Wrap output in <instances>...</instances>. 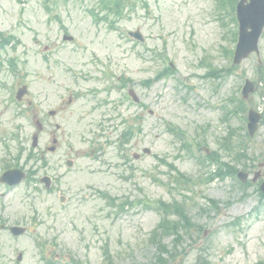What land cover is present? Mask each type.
<instances>
[{
	"label": "rangeland",
	"instance_id": "rangeland-1",
	"mask_svg": "<svg viewBox=\"0 0 264 264\" xmlns=\"http://www.w3.org/2000/svg\"><path fill=\"white\" fill-rule=\"evenodd\" d=\"M135 1L112 27L90 14L98 5L96 0H56L52 14L43 0H0V33L14 34L20 40L15 50L9 47L2 54L0 175L14 164L20 145L31 146L36 132L48 161L47 167L40 161L27 162L26 168L40 166L36 180L10 188L0 183V264H46L44 256L52 253L57 255L54 264H70L71 257L84 264H105L102 250L106 246L115 264H158L156 248L148 238L161 216L142 200L172 201L175 197L188 205L195 223L190 226L191 241L197 239L194 245L206 249L211 264H260L264 259V197L259 192L264 168L263 177L254 183L249 180L247 186L232 176L205 181L210 168L181 150L166 125H178L195 142L202 139L203 152L218 150V140L226 135L229 124H243V118L237 117L223 122V106L230 103V97L241 96L245 79L257 80L259 61L264 65V34L259 56L250 55L226 77L205 78L210 66L200 65L202 61L212 68L232 64V57L223 54L224 48L235 47L230 15L216 8V0ZM136 29L145 35V44L128 35ZM66 33L74 40L65 42ZM7 56H14L17 73L8 68ZM171 63L175 70L169 77L148 88L142 85ZM107 70L116 86L120 76H130L148 110L130 104L124 97L126 89L92 96L88 90L108 84ZM22 83L30 87V93L18 103L14 96ZM77 91L85 95L68 104V97ZM103 100L107 102L101 104ZM247 103L263 108L257 93ZM50 110L57 115L50 116ZM139 114L143 115L142 131L126 146L128 162L123 161L116 143L105 145L101 157H91L93 137L100 133L98 123L105 115L116 116L106 124L107 133L116 141L118 131L113 126L123 117ZM36 118L43 121V131L38 130ZM58 123L59 130L55 128ZM54 136L59 144L54 152L47 151ZM97 139L101 144L105 141ZM253 145L257 157L247 162L250 178L264 161V124ZM145 147L152 149L150 155L131 158ZM162 157L196 179L195 184L170 190L166 184L170 170L158 160ZM68 158L73 160L71 167ZM42 175L54 178L50 191L41 184ZM61 194L68 198L64 203ZM210 199L219 203L217 209ZM259 204L260 212H256ZM17 224L27 232L15 237L8 227ZM37 241L47 246L40 247ZM197 257V251L190 252L184 264H195Z\"/></svg>",
	"mask_w": 264,
	"mask_h": 264
},
{
	"label": "water",
	"instance_id": "water-1",
	"mask_svg": "<svg viewBox=\"0 0 264 264\" xmlns=\"http://www.w3.org/2000/svg\"><path fill=\"white\" fill-rule=\"evenodd\" d=\"M247 0H241L238 4V19L241 22V35L239 40V45L236 52L235 63L241 61L243 57H246L251 50L257 49L258 38L262 32V28L264 27V0H251L247 2ZM251 27L252 31H249L248 28ZM251 83L246 85V93L250 90ZM21 93V92H20ZM250 124V133H252L258 124L259 116L252 113ZM34 143H37V135L34 137ZM262 189H264V184L262 185ZM24 230L18 228L15 231V234L21 233Z\"/></svg>",
	"mask_w": 264,
	"mask_h": 264
},
{
	"label": "trees",
	"instance_id": "trees-1",
	"mask_svg": "<svg viewBox=\"0 0 264 264\" xmlns=\"http://www.w3.org/2000/svg\"><path fill=\"white\" fill-rule=\"evenodd\" d=\"M53 0H46L47 3L51 2ZM107 2L106 3H111V5L108 7V9H112L114 12L118 13V14H122V9L125 5V2L127 0H106ZM228 2H230V6L231 8L235 9V3H236V0H228ZM105 3V5H107ZM46 5V3H45ZM223 5H225V1L223 3ZM264 94V93H263ZM227 145V147L229 149H231L232 151L235 149V148H238L237 149V154H241L242 152H245L246 149H242V144L240 143H229L228 144H225ZM244 147V146H243ZM230 172H232V174H234V168L231 167L230 169ZM175 213H177L179 216H183L184 218H186V216L184 215V211H183V208L181 207V205H177V209L175 211ZM166 224V225H165ZM191 222L189 220V218L187 219V225H190ZM163 228H165V232L166 233H173V234H176V240H175V243L174 245L172 246L173 248H168L169 245L167 243H165V239L163 238H160L159 240L156 239L157 236H158V232L155 231L154 232V235L152 236V240L155 242V244L157 245V255H156V259L157 261L160 263V264H172V263H176L177 261H180V263H182V259L183 257H178V256H185L186 255V250H185V247H182L180 250L178 249V247L182 244V235L180 233V229L179 227H176V222L175 221H168V222H164L163 223ZM189 230V229H188ZM178 259V260H177ZM75 264H81L80 262L78 261H75ZM203 264V263H201ZM204 264H208V261H205Z\"/></svg>",
	"mask_w": 264,
	"mask_h": 264
}]
</instances>
